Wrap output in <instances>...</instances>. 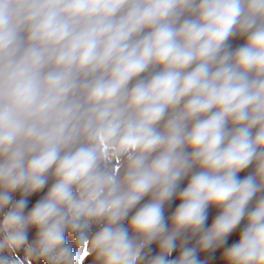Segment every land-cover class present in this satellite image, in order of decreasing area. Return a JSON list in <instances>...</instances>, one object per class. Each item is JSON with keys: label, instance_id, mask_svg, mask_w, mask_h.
Wrapping results in <instances>:
<instances>
[{"label": "trees", "instance_id": "obj_1", "mask_svg": "<svg viewBox=\"0 0 264 264\" xmlns=\"http://www.w3.org/2000/svg\"><path fill=\"white\" fill-rule=\"evenodd\" d=\"M196 1L0 0V141L8 145L0 146V264H89L95 249L104 259L96 264H264V66L240 62L244 50L258 51L264 0ZM165 2V15L137 23ZM227 4L236 16L208 44L216 29L206 13ZM67 28L72 43L59 47ZM188 28L208 31L192 41ZM162 30L173 55L190 57L179 113L136 151L133 124L118 123L106 148L103 98L121 80L132 109L144 102L148 117L168 111L153 89L163 80ZM232 93L226 104L218 99ZM217 118L209 160L213 136L199 145L193 138ZM242 135L250 153L242 165L212 162ZM198 181L204 187L195 191Z\"/></svg>", "mask_w": 264, "mask_h": 264}, {"label": "clouds", "instance_id": "obj_2", "mask_svg": "<svg viewBox=\"0 0 264 264\" xmlns=\"http://www.w3.org/2000/svg\"><path fill=\"white\" fill-rule=\"evenodd\" d=\"M172 7L170 2L155 4L148 8L146 11L143 12V14L140 16L139 21H151L152 18L156 17L157 15L163 16L167 13L168 9ZM237 13V6L235 4H227L223 6H211V11L206 13V19L211 20L210 27H214L216 30L211 33L209 36L208 44H216L218 43L226 34L229 26L232 24L234 17ZM135 27V25H134ZM186 34L190 37L192 41H195L199 39L201 36L205 35L208 31L207 29L201 30V31H193L191 28H188L185 30ZM170 33L167 31H161L157 34L155 38V45L159 48V51L157 52V55L164 59L168 57L169 53L173 51L171 46L169 45L170 40ZM253 49H258V51H252L251 49H246L243 52L240 53V62L244 66H252V65H260L264 66V34L259 35L255 38L252 44ZM149 49L145 48V51L141 57V61L146 58L149 54ZM208 51V45L206 44L200 51V55L203 56ZM189 55H174L172 57L173 63L184 65L189 60ZM140 62H137L136 64H133L129 71H135L139 67ZM203 73L202 71H198L195 74H193L192 77H190L188 80L184 82V88L183 91H187L188 89L192 88L193 85L196 83L198 79L202 77ZM175 87V78L169 77L165 78L162 81L157 82L153 85V89H160L161 90V96L170 99L172 90ZM236 95V93L229 94L227 96L221 94L218 99L222 103H227L233 97ZM208 104L203 105H195L193 104L191 107L193 110H200L202 108H206ZM242 107V105L238 106ZM159 114V110L156 112H153L152 118H155ZM219 122V119H214L210 121L208 124L204 125L203 127L199 128L193 138V143L195 145H199L201 142L204 141L205 136L211 134L213 136V139L211 140L210 144L208 145L207 151L209 152V160H212V157L210 155L211 149L214 148L216 144L215 139V131L217 124ZM261 140H264V136L260 138ZM155 141H152L150 143H154ZM250 153L247 151V145L245 143L243 135L240 137L239 142L237 146L232 149L228 154H226L224 157H222L219 160H213L212 162L214 164H226V165H242L247 159ZM162 170L167 167V161L161 162L159 166ZM204 187V184L201 181L197 182V186L195 191H199ZM227 191H230V189L226 190L225 192L220 193L221 195H226Z\"/></svg>", "mask_w": 264, "mask_h": 264}, {"label": "rangeland", "instance_id": "obj_3", "mask_svg": "<svg viewBox=\"0 0 264 264\" xmlns=\"http://www.w3.org/2000/svg\"><path fill=\"white\" fill-rule=\"evenodd\" d=\"M196 2L198 3V0ZM72 31V29L67 28V30L58 36V41L56 42H58L59 47L61 43H63L65 47L72 43L69 40L73 37ZM55 49V44H52V46L47 49L48 52H46L47 54H53ZM173 56V52H171L169 53L168 57L163 59V80L169 77L175 78V87L172 90L171 98L168 99L169 108L166 114L157 115L155 118H152V115L148 117L147 105L144 102L139 103L134 109H132L126 103L128 83L125 80H121L115 88L105 94L103 98V112L98 135L106 148L112 147L111 130L112 127L118 123L133 124L134 133L130 141L133 150L136 151L139 147L148 145L150 142H152V140L156 139L164 126L168 123V121L171 120L172 116L179 113L180 108L178 98L179 87L182 80V66L173 63ZM137 121L141 122L139 129L135 127V123ZM0 146L1 148L7 149L6 147L8 145L5 146V141L3 139L0 141ZM112 225L113 223H110L109 221L105 226V230L106 228L113 229ZM93 253L94 254L91 256L92 259L89 264H96L97 261L101 259L104 260L101 256L99 258V253H97L96 249Z\"/></svg>", "mask_w": 264, "mask_h": 264}, {"label": "built area", "instance_id": "obj_4", "mask_svg": "<svg viewBox=\"0 0 264 264\" xmlns=\"http://www.w3.org/2000/svg\"><path fill=\"white\" fill-rule=\"evenodd\" d=\"M172 118L175 119V116H173ZM140 126H141V122H140V121H137V122L135 123V127H136L137 129H139Z\"/></svg>", "mask_w": 264, "mask_h": 264}, {"label": "crops", "instance_id": "obj_5", "mask_svg": "<svg viewBox=\"0 0 264 264\" xmlns=\"http://www.w3.org/2000/svg\"><path fill=\"white\" fill-rule=\"evenodd\" d=\"M173 117V116H172Z\"/></svg>", "mask_w": 264, "mask_h": 264}]
</instances>
